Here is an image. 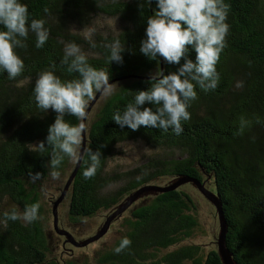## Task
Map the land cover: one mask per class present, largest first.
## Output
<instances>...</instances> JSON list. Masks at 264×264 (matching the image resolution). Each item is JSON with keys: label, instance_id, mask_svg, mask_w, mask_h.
Here are the masks:
<instances>
[{"label": "trees", "instance_id": "obj_1", "mask_svg": "<svg viewBox=\"0 0 264 264\" xmlns=\"http://www.w3.org/2000/svg\"><path fill=\"white\" fill-rule=\"evenodd\" d=\"M20 2L27 5L29 22L44 20L48 39L37 48L32 31L26 38L17 37L14 51L24 63L23 71L15 79L0 71V264H222L217 249L203 252L191 242L197 228L196 208L192 196L181 188L135 201L126 210L130 219L124 222L121 237L111 248L94 253L93 262L74 260L73 254L52 255L48 226L56 200L51 204L50 198L44 199L43 184L51 177L68 178L76 159L58 149L53 153L46 142L48 127L58 114L36 106L33 88L44 71L62 82L80 81L77 67L102 72L108 79L85 98L84 113L102 90L86 115L84 153L65 194L70 225H79L99 211L110 212L134 191L162 178L186 177L202 183L210 177L225 219V246L234 263L264 264V0H223L228 7V32L215 66L217 84L201 88L193 81L196 98L186 101L189 119L181 121L179 135L171 127L142 126L133 131L112 120L133 103L139 91L158 80L157 73L176 72L186 60L195 59L191 48L178 65L140 52L153 0ZM100 16L117 19L118 29L105 34L97 31L94 21ZM83 29L88 33H81ZM116 43L121 48L120 61L111 59ZM69 45L79 49L75 56L66 54ZM76 56L84 57L83 65L75 63ZM143 107L155 111L157 106ZM82 118L67 111L63 114L71 126L82 124ZM132 141L158 150L155 157L123 173L109 171L108 161L116 147ZM40 142H45L43 152ZM93 154H99L96 173L85 179L83 172ZM54 158L60 161L55 167ZM37 173L39 177L33 179ZM33 204L39 205L37 219L29 223L23 213ZM12 212L18 216L16 221L6 218ZM51 232L63 241L62 249L68 245L72 251L84 250L54 228ZM68 233L77 242L85 240ZM124 238L131 243L116 252Z\"/></svg>", "mask_w": 264, "mask_h": 264}, {"label": "clouds", "instance_id": "obj_2", "mask_svg": "<svg viewBox=\"0 0 264 264\" xmlns=\"http://www.w3.org/2000/svg\"><path fill=\"white\" fill-rule=\"evenodd\" d=\"M153 14L146 20L145 39L141 41L140 52L155 60L157 57L170 65H178L188 49L195 53V59L186 60L176 72L157 73L158 80L146 91H139L133 103L126 106L123 113H116L112 120L116 125L137 130L140 127H159L179 135L182 131L181 121L189 119L186 111L189 99L196 98L195 85L201 88H215L218 80L216 63L224 47L228 25L225 23L228 7L223 0H153ZM0 71L6 72L9 79H15L23 71L24 63L15 53L19 45L17 37L26 38L29 31L35 34V46L40 48L48 39L43 19L28 21L27 5L20 0H0ZM79 49L69 45L67 55L75 56ZM119 43L113 45L111 59L120 61ZM78 65L84 64L83 56H76ZM81 73L80 81L62 82L50 71L41 72L35 82L33 95L36 106L44 111L51 109L57 113L54 122L48 127L46 142L52 146L53 153L60 152L79 160L77 148L82 143L83 124L71 126L63 119V114L82 117L86 97L92 95L93 89L107 84V75L77 67ZM193 73L191 78L186 74ZM195 81V85L193 84ZM207 82V85H205ZM149 104L157 106L155 111ZM44 143L38 148L41 152ZM92 163L85 168L83 177L95 175L99 163V154L90 157ZM53 159V167L59 164ZM39 173L33 179L39 177ZM39 205L26 207L23 218L31 223L37 219ZM8 220L16 221L15 212L6 214ZM131 241L124 238L116 252L128 246Z\"/></svg>", "mask_w": 264, "mask_h": 264}, {"label": "rangeland", "instance_id": "obj_3", "mask_svg": "<svg viewBox=\"0 0 264 264\" xmlns=\"http://www.w3.org/2000/svg\"><path fill=\"white\" fill-rule=\"evenodd\" d=\"M96 30L102 31L103 34L108 32H113L118 29L117 19L100 16L97 17L94 21ZM81 33L87 34L88 29H83ZM110 94V91L108 92ZM105 98V97H104ZM94 111V110H93ZM90 120V119H89ZM158 150H151L144 142H127L123 143L116 147L115 154L108 161V170L118 173L126 172L130 169H133L139 165L144 164L149 158L155 157V153ZM160 160H164L163 157H160ZM66 177L58 179L56 177H51L43 184V194L44 199H51L52 201L56 200L60 195V192L63 188ZM181 178H162L159 181H155L148 186H157L165 187L169 185L176 184L180 182ZM203 187L208 191L214 193L212 180L210 177L204 179ZM177 188H181L188 192L194 201L196 208V218H197V228L194 231L193 238L191 242L201 246L203 252L209 249H217V238L219 233V220L217 216L216 208L212 203H210L205 197L198 191V189L190 182H184L179 184ZM155 193L152 190H148L143 193L137 200L136 203L145 198L155 197ZM45 202V201H44ZM49 204V202H47ZM46 206V205H45ZM57 220L58 227L60 230H65L68 232H73L79 237L77 240L86 239L95 234V232L100 228V226L105 221V218L109 212L99 211L94 217L84 220L79 225H70V220L68 218V200L65 196L63 200L57 206ZM121 217V218H120ZM130 219V212L126 211L124 214L116 218L112 225L110 226L108 232L99 240L91 245L84 247L83 251L73 250L68 245L64 246L62 249L63 241L55 238L54 234L51 232L53 228V219L48 226L50 230V250L52 255L61 258H67L69 255H74V260H90L93 262L94 253L97 251H102V249L111 248L116 240L121 237V232L124 231V222ZM117 220V221H116ZM126 223V222H125ZM122 227V228H121ZM77 230V231H76ZM76 231V232H75ZM72 251V252H71ZM162 253L157 256H161ZM203 253L202 256H204ZM69 256V257H70Z\"/></svg>", "mask_w": 264, "mask_h": 264}, {"label": "water", "instance_id": "obj_4", "mask_svg": "<svg viewBox=\"0 0 264 264\" xmlns=\"http://www.w3.org/2000/svg\"><path fill=\"white\" fill-rule=\"evenodd\" d=\"M101 91L102 90L100 89L98 91V93L95 95L94 99L88 105V107H87V109L83 115V118H82L83 126H84L86 115L88 114L90 108L93 106L95 101L98 99L99 95L101 94ZM84 147H85V139H84V127H83L82 143L80 145V149L78 152V155L80 158H79V160H76L74 169L72 170L71 174L67 178V181H66L59 197L56 199V201L53 202V205H52V216H53L54 231L58 235L64 236L66 238L67 242L72 244L74 247H85V246H87L93 242H96L97 240L102 238L108 232L112 222L116 218L121 216L146 191L152 190V191H154L155 195L163 194V193H167V192L175 190L179 184H182L184 182H190L198 189V191L205 197V199H207L210 203H212L214 205V207L216 208L217 216H218V220H219V233H218V238H217V255H218L220 261L222 262V264H236V263H234L233 259L231 258V254L229 253L228 249L225 246L224 237H225V233H226V224H225V219L223 217V212L221 209V203H220L218 197L216 196V194L205 189L203 187V183H201L197 179H193V178L184 177V178L180 179L181 180L180 182L173 184V185H169V186H165V187L145 186L141 189L134 191L128 197H126L122 203L117 205L114 209H112L107 214L105 221L100 226V228L95 232L94 235L86 238L83 241L77 242L73 239V237L70 235V233H68L67 231H64V230H60L58 227V220H57V211H56L57 206L63 200L69 185L71 184L72 180L74 179V177L77 173V170L80 166L82 156L84 153Z\"/></svg>", "mask_w": 264, "mask_h": 264}]
</instances>
